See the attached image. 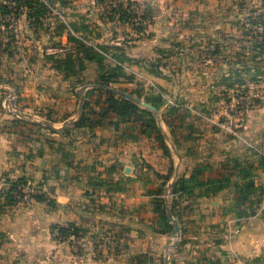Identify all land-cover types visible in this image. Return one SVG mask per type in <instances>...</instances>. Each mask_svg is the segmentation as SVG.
<instances>
[{"label":"rangeland","instance_id":"374dc122","mask_svg":"<svg viewBox=\"0 0 264 264\" xmlns=\"http://www.w3.org/2000/svg\"><path fill=\"white\" fill-rule=\"evenodd\" d=\"M29 1L22 0L20 4L19 0H0V5L6 8L0 11V32H4V39L7 36L14 39L10 46L11 56L7 52L2 55L5 71L0 81L3 80L8 89L2 94L5 107L8 105L13 115L30 114L32 120L41 125L47 127L50 123L61 129L63 119L74 121L80 117L79 94L83 88L89 86L84 92L86 101V92L100 85L101 75L113 77L112 89L132 92L161 108L159 116L155 117L158 124L161 122L171 152L166 156L158 141L142 137L137 128L133 130L134 125L120 119L109 120L106 126L92 131L76 129L73 124L66 128L67 134L50 133L42 128L20 130L15 141L19 145L35 146L34 154L29 157L36 161V172L40 174L29 180L38 191L44 192L43 187L46 192L51 191V180L57 179L64 168L83 176L89 189L87 198L96 196L91 200L96 201V205L88 207L86 217L84 212L76 216L79 221H86V226L92 228L95 224L99 229L83 230L76 222L52 224L49 243L37 247L32 257L35 263L75 264L76 255L92 250L81 246L85 237L89 241L93 239L96 255L107 259L109 264H221L220 245L226 232L223 222L216 224L207 219H195L191 207L204 192L209 196L210 192L196 188L192 195L172 194V182L183 176L190 177L193 170L190 172L187 168L176 177L179 166L175 167L178 161L175 153L179 152L172 145L161 115L165 121H173L178 136H190V139L184 138L187 141L183 144L193 150L189 158L198 155L203 142L209 143L210 132L218 131L223 141L234 139L244 145L246 150L238 158L228 157L221 161L216 155L213 159L216 166H211L212 170L204 179H216L223 172L232 176L233 183H239L238 167L248 169L260 164L261 156L254 148H264L261 144L250 143L243 134L250 115L264 100V47L261 46L264 43V0H119L116 6L113 5L115 0H97L99 10L94 9L92 0ZM139 5L147 6L145 23L135 26L132 21L122 22L120 16L124 7L131 6V9ZM128 15L142 19L135 12ZM98 18L99 24L95 22ZM155 22L159 27L154 31ZM137 28L143 29L142 32L137 34ZM139 38L153 40L150 43L155 58L146 61L130 57L128 50ZM93 55L98 58L91 60ZM117 66L123 69L115 73ZM153 76L164 80L156 81ZM27 77L32 81L31 90L54 99L51 103L58 109L46 108L45 111L26 104L21 86L15 90L8 85L24 82ZM238 96L249 101L245 106L248 112L240 125V120L233 118L235 110L232 111ZM169 99L175 100L177 106L169 105ZM12 100L17 107L9 105ZM177 111L178 116L173 118ZM138 115L142 121H150L149 117ZM223 121L226 128L219 126ZM230 127L238 136L227 132ZM108 131L113 133L108 134ZM140 139L147 141L148 159L159 170L135 154L133 165L136 166L130 171L119 160H109L107 149H102L109 140L123 148L125 143ZM184 139L181 138L180 143ZM47 144L51 145L50 150L44 147ZM157 150L162 156L156 154ZM38 151L42 152L39 157ZM180 152L188 156L187 151ZM261 171L263 179L254 174L252 178L255 190L251 193L252 206L247 207L253 210L264 202V170ZM187 187H193L192 183ZM231 192L235 193L233 187ZM221 200L225 207L224 199ZM168 208L180 225L179 239L174 238V225L164 216L163 211L166 209L167 215ZM57 225L74 227L69 236L62 237L58 229L53 228ZM175 242L179 244L173 248ZM18 253L15 258L19 260L15 263L26 262L27 252L22 245L18 246Z\"/></svg>","mask_w":264,"mask_h":264},{"label":"crops","instance_id":"0c3cea01","mask_svg":"<svg viewBox=\"0 0 264 264\" xmlns=\"http://www.w3.org/2000/svg\"><path fill=\"white\" fill-rule=\"evenodd\" d=\"M131 1L139 2L142 0ZM91 3H93L94 9H100L99 3L96 0H92ZM116 4H118V1L113 5L116 6ZM112 21L114 22V19H112ZM95 22L99 24V18ZM158 27L159 23L157 22L156 24L155 22L154 31ZM151 28H153V26ZM77 34L79 35L80 33L77 32ZM139 39L140 40L138 41H134L133 46L128 50L130 57L146 61L147 59L152 60V58H155L156 54L151 48L150 43L153 40L148 41L145 39L142 40L141 38ZM2 55L3 48H0V78L4 77L5 71L2 64V62H4ZM152 78L159 82L164 80L158 76H153ZM28 80H30V77H27L24 82L22 81L18 84L14 83L18 87L21 86L23 90L22 97L27 100L26 104L39 106L41 109L44 108L45 111L46 108H50L51 110L58 109V107H54L53 103H51L55 102L54 99L50 100L49 98H45L44 95L39 92H36L35 94L33 90H31L32 81ZM11 83L8 84L10 87ZM5 86V83L1 80L0 195L7 186L6 180L23 177L32 180L36 178V175L39 176L40 174V172H36V161L33 157H29L30 154L31 156L34 154L35 146L19 145V143L15 141V137L20 136V130H25L27 128L29 130L30 128L35 127L25 123H21L18 126L12 125V121L16 119H26L31 123L39 122L28 118H16V115H13L9 111L8 105L5 107L6 100L2 98L3 90L6 89ZM179 93H181V91ZM68 101L71 102L70 99ZM15 106L17 107V103H15ZM257 108L250 115L249 123L246 126V133L243 134V136L250 143L256 145L261 144V147L264 148V100L261 101ZM68 119L69 118L65 120L63 119V122L60 123H64L68 121ZM215 131L217 130L215 129ZM111 133L113 132L108 131V134ZM209 136L210 137L207 139L209 143L207 145L205 142L201 144L197 156L189 158V156H183L182 152L178 154V161L175 163V167L179 166V172L185 171L187 168H189V171L191 172L197 164L205 163V160H208L209 163H207L213 166V159L217 158L216 155L220 157L221 161L228 157L238 158L243 156L246 150L241 141L234 139L223 141L218 135V131L210 132ZM145 142L140 139L139 142L125 143L126 145L124 144L123 148H120L121 145H117L109 140L102 149H107V158L109 160L110 158H113L114 161L119 160V162L129 168L130 171L136 166V164L133 165L136 161L135 154L146 159V162L152 164L157 170H159L157 165L152 161H149L146 152L149 147ZM137 144H140L138 151H136ZM45 146H47V150L51 149V145L47 144L44 145V147ZM186 147L187 145L185 144L182 151H184ZM189 148L191 147L189 146ZM156 154L162 156V153L158 150ZM41 155L42 152L38 151V157ZM160 158L161 157H159V159ZM161 161L164 162V160ZM43 164L44 162H41V165ZM252 166L254 167L253 174L255 176L258 175L259 179H263L262 169L259 168V165L256 164ZM160 173L164 174L163 172ZM60 174L59 178L51 180L50 185L53 186L51 191L46 192V187H43L47 197L51 200H55L56 206L54 208H49L46 203L36 201H32L26 205H17L16 207L5 206L2 209L0 208V264H12L13 262H18L19 259H16L15 257L19 256V245H22L23 251L27 252V258L25 259L26 262L21 264H36V260L32 257H34L37 247L45 246L49 243L50 228L54 223L63 225L68 222H76V225L80 226L83 230L88 228V230L92 231L95 230V227L96 229H99V225L95 224H92V228H90L89 225L86 226V221H79V218L76 216L84 212V217H86L88 207L91 209L92 206L96 205V201H91L92 198L94 200L96 196L91 198L86 197V191L89 189L84 182L85 180L83 179V176L72 172V170L67 171L64 168L61 169ZM231 188L232 186L221 191L214 198H199V200L191 206L194 209V218L203 220L207 219L211 223L216 224L218 222H223L226 232L223 235V241L220 245L223 251L221 264H258L260 260L264 261V202L263 204L261 203L258 205L259 207L254 216L245 219H237L235 214L230 210L235 200V193H230ZM221 199H224V204H226L225 207L224 205H221ZM3 204L4 200L1 197L0 205ZM236 231L239 232L234 234ZM81 246H87L88 248L91 247L92 250H83L81 254L76 255L77 259L74 260L75 264H109L107 259H102L96 255L97 250L93 239L89 241L84 237Z\"/></svg>","mask_w":264,"mask_h":264},{"label":"trees","instance_id":"16d2710c","mask_svg":"<svg viewBox=\"0 0 264 264\" xmlns=\"http://www.w3.org/2000/svg\"><path fill=\"white\" fill-rule=\"evenodd\" d=\"M20 4H22V0H19ZM97 1V0H96ZM119 1V0H116ZM29 2H32L31 0ZM99 3V1H97ZM104 2V1H103ZM30 10H32V6L30 5ZM121 7V5H120ZM131 7V6H130ZM128 7V8H130ZM128 8L124 7L122 16L120 18L122 19V22L129 23L132 21V18L128 15ZM6 10L5 7L0 5V11ZM121 10V9H120ZM131 18V19H130ZM143 29L137 28L135 31L137 33H141ZM0 48H3V52H7V55L11 56V43L14 40L13 36H7V39H4V32H0ZM10 40H9V39ZM7 43H4L6 42ZM9 40V41H8ZM11 41V42H10ZM6 46V47H4ZM262 48L264 47V43L261 45ZM214 55V54H213ZM97 55L91 56V60L97 59ZM100 61V58H99ZM122 67H116L114 72L116 73L117 70L121 71ZM111 74V73H110ZM112 75V74H111ZM100 85L99 86H105L108 88H111V80H114V78L101 75L100 77ZM12 88L15 90L17 89V86L12 83ZM229 88V87H228ZM230 89V88H229ZM119 91H122L124 93H130L134 95L132 92H128L123 89H119ZM94 97H96V100H94ZM141 98V96H138ZM147 103L153 105L160 111V107L157 104H154L148 100H146ZM182 108V107H179ZM178 110H183L179 109ZM175 112V111H173ZM171 112V113H173ZM181 112V111H180ZM248 112V110H247ZM144 115L150 118V121H142V117L139 116ZM179 114V111L176 112V115H174L176 118ZM162 122L168 127L171 137V142L173 147L180 153L184 147V142L187 141V139L190 137L187 134L184 135H177L176 126L173 123L172 120H164L163 115ZM67 119V118H66ZM122 120L125 124H131L134 125L135 128L138 129L139 134L144 138H154L156 141H158L159 148L163 151V153L166 156H170L171 152L166 144V140L164 137L163 132L159 128V124L157 122L156 117L148 110L143 109L142 107L128 101L127 99L121 98L118 95L108 91L105 88L102 87H94L92 89H89L86 92V101L84 105V111L81 114V116L77 119V121L74 123V128L76 129H87L89 131L94 130L96 127H104L106 126V122H109V120ZM65 120V119H64ZM63 122V121H62ZM21 123L30 124L31 126L35 128H42L43 130H49L50 133H63L67 134V129L57 130V129H49L48 127L41 125L40 123H31L27 121L26 119H16L12 121L13 126H18ZM118 126V125H116ZM218 130V129H217ZM181 138H187L184 139L183 143H180ZM190 139V138H189ZM186 143V142H185ZM187 151V155H193V150L191 148L184 149ZM259 168L264 170V157H261L259 161ZM68 166H70V163H66ZM237 168V167H236ZM212 170V167L208 163H200L197 164L194 170L191 173L190 177H182L180 180H178L172 189V194L176 195L177 193L180 194H188L192 195V192L198 188V189H206L210 192V196L218 195L221 191L233 187L235 191V200L233 205L231 206V212H233L237 219H245L251 216H254L256 214V210H253L252 207L249 208L247 206H252V200H251V193L255 190V184L252 180L253 178V167H249L248 169H241V166L238 167V177H240L239 183H233L232 182V176L226 175L225 173L221 172V175L216 179L208 178L204 179L207 172H210ZM59 178V177H58ZM27 178H19L16 179V181L6 180L7 186L4 188L3 193L1 194V197L4 200V204L0 205V208H4L5 206H13L16 207L18 205V202L15 198V192L17 191V188L19 185H26L28 183ZM170 179L168 180V182ZM192 183L193 187L188 188L187 186ZM43 187L42 185H40ZM199 186V187H198ZM36 195H34L33 201L40 202V203H46L49 208H54L56 206V202L49 199L44 192H40ZM159 195V194H158ZM209 193L204 192L202 195V198H209ZM166 209H164L163 213L167 220L166 215ZM74 226H69L68 228H65L63 226H55L53 228H57L60 236L67 237L70 234V230L73 229ZM76 229V228H75ZM77 231L74 230L73 234H76Z\"/></svg>","mask_w":264,"mask_h":264},{"label":"built area","instance_id":"2783aa9c","mask_svg":"<svg viewBox=\"0 0 264 264\" xmlns=\"http://www.w3.org/2000/svg\"><path fill=\"white\" fill-rule=\"evenodd\" d=\"M134 12H135V15L137 13L140 16H142V19L137 18V17L135 18L133 16L132 24L135 26H139V25H142L143 23H145L146 20L144 17L147 15V12H148L147 6L146 5H139L136 7H132L131 9L128 8V13L130 15H134ZM234 101H236V104L234 105V109H232V111L235 110L234 111L235 115L233 118L240 120L238 123V125H240V122L243 120V118L246 115L247 109L245 106H247V104H249V101L246 97H243V96H238V98L235 99ZM168 104L172 105V106H177L175 100H173V99H169ZM224 122L225 121L219 122V126L226 128L225 125H222V123L226 124ZM227 132H229L230 134H233L234 136H238L233 131L232 127L227 128ZM254 149L261 157H264V150H261L258 148H254ZM11 181H16V179H11ZM37 193H38V190L36 189L35 185L33 184L32 181L29 180L28 183H26V185H19L18 186L17 191L15 192V198L18 202V205H26V204L33 201L32 197L34 195H36ZM0 198H1V195H0ZM238 232L239 231H236V233H238Z\"/></svg>","mask_w":264,"mask_h":264},{"label":"water","instance_id":"95a60500","mask_svg":"<svg viewBox=\"0 0 264 264\" xmlns=\"http://www.w3.org/2000/svg\"><path fill=\"white\" fill-rule=\"evenodd\" d=\"M96 87H102V88H105V89H107L108 91H110V92H112V93L118 95L119 97L124 98V99H127L128 101H130V102H132V103H134V104H136V105H138V106H140V107H143V108H145V109L151 111V112L153 113L154 116H156V117L159 116V110H158L156 107H154L153 105L147 103L146 101H144V100L141 99V98H138V97H136V96H134V95H130V94L124 93V92H122V91H119V90H116V89H112V88H108V87H105V86H96ZM88 88H89V86L84 87L83 90H82V92L79 94V95H80V102H79V107H78V113H79V116H81V114H82L83 111H84V102H85V93H84V92H85ZM7 104H8V102H7ZM9 105H11L13 108H15V101L12 100V101L9 103ZM16 116H18L19 118H28V119H32V116H31V115L26 114V113H21V112H18V113L16 114ZM76 121H77V120H74V121H73V120L66 121V122H64V123L62 124V128H61V129H58V130L65 129V128H67L68 126L73 125ZM39 123H40V122H39ZM40 124H41V123H40ZM46 125H47V127H48L49 129H56V128H55L52 124H50V123H47ZM159 128H160L161 131H163V130H162V126H161V122H160V121H159ZM175 154L178 156L177 153H175ZM179 173H180V172H179V168H177V169H176V177L179 176ZM175 182H176V181L172 182V184H171V188L175 185ZM167 218H168V220L174 225V231H173V236H174V238L179 239V238L181 237L180 225H179L178 221L175 220V218H174V216H173V211H172L171 208H168V209H167ZM178 244H179L178 242H175V243L172 245V247H173V248H176V247L178 246ZM166 262H168V259L166 260Z\"/></svg>","mask_w":264,"mask_h":264}]
</instances>
